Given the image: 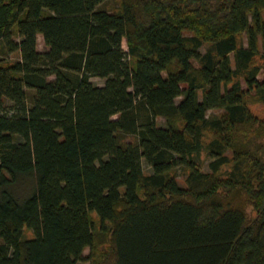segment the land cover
<instances>
[{"label": "trees", "instance_id": "trees-1", "mask_svg": "<svg viewBox=\"0 0 264 264\" xmlns=\"http://www.w3.org/2000/svg\"><path fill=\"white\" fill-rule=\"evenodd\" d=\"M100 4L0 0V264H264V0Z\"/></svg>", "mask_w": 264, "mask_h": 264}, {"label": "rangeland", "instance_id": "rangeland-1", "mask_svg": "<svg viewBox=\"0 0 264 264\" xmlns=\"http://www.w3.org/2000/svg\"><path fill=\"white\" fill-rule=\"evenodd\" d=\"M121 5H122V0H101V4H100V8L107 10L111 13H118L121 9ZM186 36H191L192 33L191 32H185L184 33ZM14 39L16 41H20L16 36L14 37ZM240 39V43H246V36L245 34H242L239 36ZM259 47L262 50V41L259 42ZM207 46H204L201 49V52H206L207 50ZM38 50L40 52H45L48 50V47L45 45L44 43V39L42 35L38 36ZM21 58L20 53L19 52H15L13 54H10L9 56L5 57V59L9 60V61H19ZM255 64H261L263 63L262 59L260 57H257L255 59ZM91 81L96 85V86H103L106 82L105 79H100V78H92ZM247 101V107L250 110V112L260 118V119H264V102H259V100L257 99V97L255 96V92L251 93L250 95H248L246 97ZM180 101V99L178 100V102ZM223 113V110H212L210 112H208V117L212 118V117H216L219 116ZM158 125L159 126H165V120L163 118H159L158 119ZM127 140H130V137H126ZM212 140V134L211 133H207L206 137H205V142L209 143ZM209 162L210 159L208 157L207 152H204L201 156V159L199 161V168L203 171V172H209ZM144 171L146 174H151L152 170L150 169V167L146 164V162H144ZM224 169V170H228ZM174 176H176L179 184L181 186H185V181L187 179L188 176V172L184 171L183 169H179L177 171H175L173 173ZM35 186V177H31V178H26L21 180L18 184L14 185L11 187L12 191L16 194L17 197L19 198H24L26 196H28L33 188ZM251 210V209H250ZM93 219L96 223L97 226V233H96V243L95 246L90 249L87 248L85 249L83 255H84V261H81L79 264H97L100 263L102 261V257L105 253L108 252L110 246H109V234H102L99 233L100 231V222L98 217L94 214L93 215ZM25 236L28 238H32L33 237V233L31 231H29L28 229L25 230Z\"/></svg>", "mask_w": 264, "mask_h": 264}]
</instances>
